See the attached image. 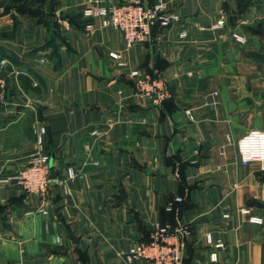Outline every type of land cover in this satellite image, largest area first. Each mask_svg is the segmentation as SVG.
<instances>
[{
  "label": "crops",
  "instance_id": "1",
  "mask_svg": "<svg viewBox=\"0 0 264 264\" xmlns=\"http://www.w3.org/2000/svg\"><path fill=\"white\" fill-rule=\"evenodd\" d=\"M165 2L181 23L129 48L87 17L89 0H0V180L38 153L41 127L61 168L48 215L0 182V264H117L157 224L188 227L184 264H264V163L238 152L264 132V0L245 12L238 0ZM134 70L171 97L138 100ZM25 129L31 141L4 149V133ZM69 167L79 176L63 186Z\"/></svg>",
  "mask_w": 264,
  "mask_h": 264
},
{
  "label": "built area",
  "instance_id": "2",
  "mask_svg": "<svg viewBox=\"0 0 264 264\" xmlns=\"http://www.w3.org/2000/svg\"><path fill=\"white\" fill-rule=\"evenodd\" d=\"M90 7L87 10L89 19L100 20L106 27L120 31L125 36L129 47L143 43L149 38L156 27L164 29L175 27L182 19L175 11L168 8L165 0H155L150 4L147 0H123L100 3L98 0H89ZM225 26L224 21H219L216 28ZM92 23L86 25L90 30ZM186 32L180 33V38L187 37ZM234 37L239 42L243 39L237 35ZM114 60H120L116 53H110ZM46 63V59L41 60ZM134 80V96L138 100L150 101L161 105L171 97L166 80L160 77L142 75L140 72L131 73ZM193 119V116L190 117ZM37 154L30 157L26 165L11 177L3 178L1 183L10 184L17 188L19 193H26L36 196L42 200V207L39 213L48 215L47 205L49 204V179L51 173V158L45 152V138L47 129L39 128L37 131ZM238 152L243 166H249L252 162L264 163V132L251 131L238 142ZM66 175L60 180L65 186L69 180L77 178L78 173L74 168H68ZM64 189H66L64 187ZM182 202L181 198L177 199ZM188 227L172 228L170 225L157 224L148 241L137 242L127 250L120 252L121 261L117 264H183L185 255L184 237H189ZM207 242L212 243L210 236ZM216 253L212 254V260L217 261Z\"/></svg>",
  "mask_w": 264,
  "mask_h": 264
},
{
  "label": "rangeland",
  "instance_id": "3",
  "mask_svg": "<svg viewBox=\"0 0 264 264\" xmlns=\"http://www.w3.org/2000/svg\"><path fill=\"white\" fill-rule=\"evenodd\" d=\"M225 8V10H227V11H229V8H228V5L227 6H225L224 7ZM159 27V26H158ZM85 28H86V26H85ZM123 36H124V34H122ZM124 40H125V36H124ZM126 41V40H125ZM127 43V42H126ZM128 45V44H127ZM139 45V44H138ZM138 45H136V46H138ZM136 46H134V47H136ZM129 47V46H128ZM134 47H129V48H134ZM110 53H116V52H110ZM110 53H109V57H110ZM116 54H118V53H116ZM119 55V54H118ZM120 56V59H121V55H119ZM110 59H112L111 57H110ZM112 60H114V59H112ZM114 61H118V60H114ZM134 71H137V72H140L139 70H134ZM134 71H132V72H134ZM131 72V73H132ZM131 73H130V75H129V77H130V79H131V88L133 89L134 88V80L131 78ZM140 74H142V75H145V74H143V73H141L140 72ZM150 76V75H149ZM151 77H154V76H151ZM134 91V90H133ZM27 138V139H26ZM2 139H3V141H2V144H3V147H4V149H6V150H9L10 148H12L11 146H13V147H15V145H17V141H18V139H22V141H27V140H29V141H31V138H30V134L28 133V129H25V132L23 133V134H20V135H18V136H14V135H9L8 133H4L3 134V137H2ZM25 143V142H24ZM45 152L49 155V152H47V150H46V147H45ZM50 158H51V155H50ZM51 161H52V159H51ZM69 168H72V167H69ZM51 171H52V167H51ZM51 181V180H50ZM51 182H53V181H51ZM20 194V193H19ZM27 196H30V195H28V194H26ZM42 207V204H41V206H40V208ZM178 227V226H177ZM185 238V237H184ZM185 249V248H184ZM185 256V255H184ZM183 264H184V259H183Z\"/></svg>",
  "mask_w": 264,
  "mask_h": 264
},
{
  "label": "water",
  "instance_id": "4",
  "mask_svg": "<svg viewBox=\"0 0 264 264\" xmlns=\"http://www.w3.org/2000/svg\"><path fill=\"white\" fill-rule=\"evenodd\" d=\"M116 110H118L119 109V106H115L114 107ZM51 167H52V171H51V173H50V177H49V179L51 180V181H57L58 180V178H59V173L61 172V168H55L54 167V164L52 163V161H51ZM7 209H9V205L8 204H4V205H1L0 204V213H4L5 212V210H7ZM71 236V238L72 239H74L76 242H79L73 235H70Z\"/></svg>",
  "mask_w": 264,
  "mask_h": 264
},
{
  "label": "trees",
  "instance_id": "5",
  "mask_svg": "<svg viewBox=\"0 0 264 264\" xmlns=\"http://www.w3.org/2000/svg\"><path fill=\"white\" fill-rule=\"evenodd\" d=\"M255 1V0H238L239 4L242 5L241 8H242V12H245V10L251 5V3ZM158 28H161V27H156L152 33H154ZM164 29V28H163ZM26 196V193H20L19 194V197L16 198L17 201H20L22 200L23 198H25ZM171 226V225H170ZM172 228H176L175 226H171ZM150 236V235H149ZM149 240V237L146 238L145 240L143 241H148Z\"/></svg>",
  "mask_w": 264,
  "mask_h": 264
}]
</instances>
